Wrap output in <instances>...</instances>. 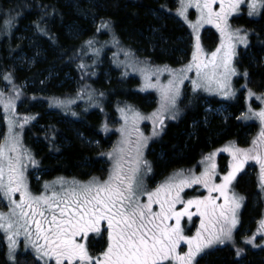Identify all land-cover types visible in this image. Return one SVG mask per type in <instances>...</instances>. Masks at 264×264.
<instances>
[{
  "label": "snow or ice",
  "instance_id": "1",
  "mask_svg": "<svg viewBox=\"0 0 264 264\" xmlns=\"http://www.w3.org/2000/svg\"><path fill=\"white\" fill-rule=\"evenodd\" d=\"M245 3L249 16H259L264 10V0H179L177 15L185 22H188L189 8H195L198 13L196 22H189L195 35L191 61L178 70L140 69L144 88H155L160 93V109L148 117L153 121V136L159 135L156 125H163L165 114L176 108L181 85L189 72L196 73L193 90L217 92L226 98L233 95L231 78L238 75L233 66L236 48L248 46V35L241 34V29L233 31L229 17L238 13ZM217 4L218 10L214 8ZM204 25H212L220 33V44L211 53L201 45L199 30ZM109 28V22L101 21L97 30ZM87 43L92 45L91 40ZM79 67L83 69L85 65ZM163 72L171 77L167 84L159 82ZM153 75L157 77L156 83L152 82ZM243 75L247 77L248 73ZM4 79L11 83V74ZM20 95L15 90V97L5 100L4 93L0 92L7 119V133L0 143V197L8 208L7 212L0 211V231L7 240L10 260L15 261L20 237H23L25 252L31 249L40 264L52 261L54 264H197V257L205 250L233 240L244 197L232 185L250 160L259 165L258 180L264 192V109L259 112L249 109L261 124L250 148L229 143L219 150L231 156L226 174L220 176L215 161L217 153L212 152L201 161L204 168L199 175L191 170L187 174L178 171L154 190H147L144 176L151 172V166L143 159V149L149 138L138 128L145 117L129 107L127 112L131 117L125 109H120L125 119V126L120 129L124 139L120 146L106 153L113 161L106 180L94 177L80 182L59 177L51 183L45 182L43 190L34 193L26 173L29 166L36 168L39 162L23 148L15 131L34 117L25 116L22 123L19 118H13L15 99ZM248 95L252 97L254 93L249 90ZM257 99L264 102V96ZM170 118L175 119V114ZM133 135L135 141L131 139ZM196 185L205 189L207 195L185 199L182 195L185 189ZM221 199L223 202L218 203ZM194 216L200 218L199 227L194 235H187L182 222L185 218L192 221ZM258 234L264 235V219L259 222ZM90 237L105 242L106 246L97 254L90 250ZM254 241L255 235L245 243L257 247ZM182 244L187 245V251H180ZM241 252L237 249V257Z\"/></svg>",
  "mask_w": 264,
  "mask_h": 264
},
{
  "label": "trees",
  "instance_id": "2",
  "mask_svg": "<svg viewBox=\"0 0 264 264\" xmlns=\"http://www.w3.org/2000/svg\"><path fill=\"white\" fill-rule=\"evenodd\" d=\"M172 1L0 0V68L4 72L9 70L14 86H18L23 78L33 83L27 91L20 89L27 98V93L36 89H43L47 94L54 93L59 97L66 96L71 87L63 95L65 86L55 87L52 83L44 85L47 70L53 72L55 82L60 81L67 72L81 79L82 70L79 65L87 60L89 63L92 51L99 50V38L109 34L115 35L123 46L141 60L150 64L177 66L187 59L191 38L187 28L162 9L163 3L172 4ZM101 21L109 22L110 28L98 31ZM239 21L250 30L251 35L248 47L239 52L236 63L239 68L248 71L250 87L259 91L264 85V10L257 20L243 17ZM5 22L9 23L7 33L4 30ZM28 28L34 31L33 43L38 44L44 59H38L28 70L13 71L16 57L21 53L33 54L24 41L16 38V35L23 32L22 29ZM90 40L91 46L87 43ZM93 69L97 71L96 77L86 79L85 76L84 82L91 83L92 87L107 96L104 102L107 108L120 100L140 103L148 98L131 90L136 80L120 79L119 72L114 68L111 69L114 79L106 83L102 80L99 64L93 66ZM201 99L207 98L199 97L184 117L176 123L171 122L161 139L150 145L147 156L154 164L155 176L173 169L189 168L199 156L223 140L234 137L242 139L246 126L236 119L239 110L243 109L241 96L234 103H226L230 118L224 122L221 118L212 117L206 124L202 123L205 115L199 104ZM208 100L213 105L223 103L212 98ZM141 106L146 108L145 105ZM41 109L40 115L26 131L28 144L37 154L42 155L41 169L45 172L41 177L61 174L84 179L100 175L103 169L100 150L85 143L80 135L98 141L99 147L110 143L113 136H105L99 130L102 112L90 111L68 127L67 123L62 122L63 116L44 113ZM113 115L111 110L109 117ZM37 125L45 127L41 129ZM237 187L247 196V204L241 214L242 226L249 224L252 227L251 220L259 213V207L251 208L254 181L249 177H240ZM97 245L100 246V241L94 247ZM241 254L237 257L235 250L223 246L198 258L197 264H264L263 250H249Z\"/></svg>",
  "mask_w": 264,
  "mask_h": 264
},
{
  "label": "rangeland",
  "instance_id": "3",
  "mask_svg": "<svg viewBox=\"0 0 264 264\" xmlns=\"http://www.w3.org/2000/svg\"><path fill=\"white\" fill-rule=\"evenodd\" d=\"M137 1V0H133ZM179 7V0H173L172 4L163 3L162 9L166 11L171 17L175 20L179 21L182 25H184L189 33L191 38V49L190 53L186 60L181 61L180 64L177 66H170V65H159L150 64L148 61L141 60L138 58L132 51H129L125 46H123L117 37L113 34H109L108 36H103L99 38V50L95 49L92 51L91 59L84 62L85 67L81 73V79L71 76L69 72L64 73L60 81L55 82L53 81V77H55L53 72L49 69L47 70V74L44 78V85L52 83L55 87H64L63 95L66 93L68 87H71L69 91V95L59 97L58 95L52 93L47 94L46 91L43 89H36V91H29L27 93L28 97H25L21 90L27 91L28 87L31 86L33 83L26 78L21 79L18 83V86H14L11 81L9 83L7 80L4 79V76L7 74H11L8 72L2 71L0 68V92L4 93V99L7 100L8 98L15 97V90H19L21 95L19 99H15V118H19L20 122H23V118L27 117H34V119H30L28 123L24 125L21 129L17 127L15 131L19 133L21 144L24 149L29 150L33 157L39 162V166L33 168L31 166L27 169V177L30 189L34 193H39L43 190L42 186L45 182H53L59 177H63L67 181H80V182H88L92 178H98L99 180L103 181L108 178V174L113 166V161L108 158L106 153H109L113 150L114 147L120 146V142L124 137L122 136L120 129L125 126V119L124 115L121 113L120 109H125V112L131 117V113L127 112L128 108L130 107L132 110L139 112L141 116L145 117V119L141 120L138 123V128L140 132L143 133L145 137H148L147 146L143 149V159L148 162L151 166V172L147 173L144 176V184L147 190H154L160 183L166 180L168 177L172 176L174 173L178 171H184L186 174L189 170L195 172V174L199 175L200 172L203 171L204 165L201 161L207 156L209 153L216 152L217 155L215 157V161L217 163V171L219 172L220 176L226 174L228 163L231 160V156L227 152H221L220 149L227 146L229 143H234L236 147L239 148H250L252 146V140L255 139L261 129L260 121L254 117H252L249 109L252 112H259L261 109H264V102L257 97L264 96V85L261 90L255 91L250 87L248 75L245 77L243 74L248 71L244 68H239L237 66V57L239 56V52L241 50H245L247 47L244 45H237L236 48V56L233 60V66L236 68L238 75L233 76L231 78V88L233 95L229 97H224L217 92H207L203 89L193 90L192 80L196 79L195 70L189 72L188 79L184 80L183 84L180 88V95L176 102V108L173 109L171 112L165 114V119L163 125H156L157 130L159 131V135L153 136V121L148 119L151 117L152 113L157 112L160 109V93L155 88H144V77L140 72L141 68L148 67L152 70L157 68H169L173 70H178L183 68L191 61L192 52L194 51L195 45V35L191 27H189V22L195 23L198 18V13L195 8H189L187 11L188 22L177 15V10ZM214 8L218 10L219 5H214ZM262 14V10H261ZM259 16H249L248 15V8L247 3L241 5V8L238 13L233 14L229 17V24L231 29L235 31L236 29H241V34L245 32L248 35V45L250 42V30L241 22L239 21L243 17L247 19L257 20L260 18ZM93 24V23H92ZM5 32H8L9 23L5 22ZM23 32L16 35V38L20 41L25 42V46L28 49H31L33 54L29 55L27 53H21L18 57L15 58V62L13 64L14 70H28L34 66V64L39 60H43L41 56L40 49L38 44L33 43L34 41V31L30 28L22 29ZM77 31V30H75ZM33 32V33H32ZM78 32V31H77ZM81 33V32H79ZM200 41L201 45L207 53H211L215 51V49L220 44V33L217 31L215 27L212 25H204L199 30ZM33 43V44H31ZM33 45V46H32ZM125 53H129V55H125ZM99 64L101 67V75L102 80L106 83L110 80L114 79V75L112 74L111 69H115L119 72L120 79L124 80L127 78H132L136 80V84L132 86L131 90L136 92L137 94L143 96V98H147L146 100L139 102H135L132 100H120L113 104L110 108H107L104 104L106 100V95L101 91L97 90L96 88L91 86V83H85V76L89 78L96 77V70L93 69V66ZM95 68V67H94ZM89 70V71H88ZM11 72V71H10ZM170 75L168 72H163L159 75V82L160 84H167L168 80L170 79ZM83 81V82H82ZM157 77L155 75L152 76V82L156 83ZM42 85V84H41ZM21 89V90H20ZM251 90L254 95L249 97L248 92ZM73 93V94H72ZM101 93L103 95H101ZM91 96V99L89 98ZM153 96V97H151ZM205 96L207 99H201L199 101L200 106L203 108L204 118L202 119V123L206 124L207 120L212 117L221 118L224 122L230 118L229 107L226 103H234L240 96L243 100V109L239 110L236 119L241 123V125L246 126V129L242 132V139L239 140L237 138H230L227 140H223L218 145L213 146L208 152L202 154L197 159L196 163L190 166L189 168H182V169H173L169 170L168 172L161 173L160 175L155 176V168L154 164L151 159L147 156L150 145L158 140L164 135L167 126L172 122L176 123L179 121L184 115H186L188 110L197 103L199 97ZM208 98L215 99L217 101L223 102L217 105H213L209 102ZM57 101H61L63 103H57ZM71 102V103H69ZM141 105H145L146 108H143ZM151 105V106H150ZM150 106V107H148ZM40 107L44 113H53L56 115H61L64 117L62 122L67 123L68 127H71L74 121H79L80 118L84 117L93 110H99L102 113V121L99 126V130L105 136H113L110 143L106 146H100L99 142L96 140H90L88 138H84L80 135L81 139H84L85 143L91 144L92 146L97 147L100 150V160L103 169L101 170L100 175H91L87 178L81 179L74 176L69 175H53L51 177H41L44 174V170L41 169L42 167V155L37 154V152L28 144L26 131L34 123L35 119L40 115ZM20 108V109H19ZM112 110L114 115L109 117V112ZM75 113V115H73ZM175 114L176 118L171 119V115ZM247 117V118H246ZM38 128L43 129L44 125H37ZM162 128V131L160 129ZM7 133V119L4 110V106L0 103V143L3 142V138ZM133 141H135L136 137L133 135L131 137ZM220 176L217 177L216 182H220ZM251 178L254 181V194L251 198V208H258L259 213L256 217L251 220L252 227H249V224L242 226V211L247 204V196L240 191L237 187L238 178ZM259 165L255 163V161L250 160L244 167L243 171L240 172L236 180L233 182L232 188L235 192H237L240 196L244 197V201L242 207L238 212V224L236 229L233 232V240L226 241L224 244H217L214 247L205 250L198 258L205 256L208 252L213 251L214 249L227 246L232 248L233 250L237 251V249L242 250L241 253H245V251H264V235L258 234L259 229V222L264 219V192L261 191L259 185ZM207 195V191L200 187L199 185L194 186L193 188L185 189V192L182 194L184 195L185 199L194 198L201 195ZM16 198H19L17 194ZM146 201V197L142 198ZM222 199L218 201V203H222ZM179 207V206H178ZM0 211L7 212V202L0 197ZM194 211V209H193ZM185 227V232L187 235H194L196 229L199 227L200 218L198 216H194L192 221H187V218L182 222ZM255 235L254 244L257 247H253L250 244L245 243L247 239H250ZM98 240L91 239L90 237V244H91V251L93 254L99 253V251L105 247V242L100 241V246L95 244ZM181 252L187 251V245H181ZM0 254H2V260H0V264H28L32 262V264H40L39 261L34 259V256L31 252V249H28L27 252L24 250V240L23 237H20L19 247L16 252L15 261L9 259L8 247H7V240L4 237L2 231H0ZM242 255V254H241ZM240 255V256H241ZM50 264H54V261L50 262Z\"/></svg>",
  "mask_w": 264,
  "mask_h": 264
}]
</instances>
